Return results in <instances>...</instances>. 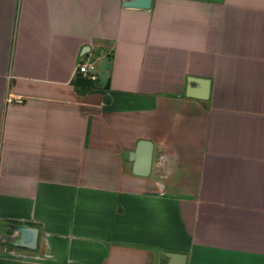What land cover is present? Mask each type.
<instances>
[{
	"label": "crops",
	"instance_id": "crops-1",
	"mask_svg": "<svg viewBox=\"0 0 264 264\" xmlns=\"http://www.w3.org/2000/svg\"><path fill=\"white\" fill-rule=\"evenodd\" d=\"M129 1L0 0V264H264V0Z\"/></svg>",
	"mask_w": 264,
	"mask_h": 264
},
{
	"label": "water",
	"instance_id": "water-1",
	"mask_svg": "<svg viewBox=\"0 0 264 264\" xmlns=\"http://www.w3.org/2000/svg\"><path fill=\"white\" fill-rule=\"evenodd\" d=\"M152 0H130L125 3L126 7L144 8L150 7ZM152 149L153 145L149 141H139L135 151L134 157V174L139 176H147L150 172V166L152 161ZM15 230L19 232V239L12 242L17 247H25L28 249H34L36 247V241L38 237V230L32 227L17 226ZM166 264H186L187 257L184 254L167 253Z\"/></svg>",
	"mask_w": 264,
	"mask_h": 264
},
{
	"label": "rangeland",
	"instance_id": "rangeland-1",
	"mask_svg": "<svg viewBox=\"0 0 264 264\" xmlns=\"http://www.w3.org/2000/svg\"><path fill=\"white\" fill-rule=\"evenodd\" d=\"M193 170L194 169L190 168V166L186 167V165H184L181 168V171L178 175V180L181 181V180H184L185 178H187V179H190L192 181V183L195 184L197 182V178L195 179V174H194ZM198 172H200V169H197V173ZM178 180L176 179V182H178ZM183 192H185V191H183ZM165 230H166V228H165ZM183 242H185L184 239L183 238L180 239L178 237L167 238L164 240L165 245L169 246V248H174V249L178 248L181 250L185 249V245L183 244Z\"/></svg>",
	"mask_w": 264,
	"mask_h": 264
},
{
	"label": "built area",
	"instance_id": "built-area-1",
	"mask_svg": "<svg viewBox=\"0 0 264 264\" xmlns=\"http://www.w3.org/2000/svg\"><path fill=\"white\" fill-rule=\"evenodd\" d=\"M78 71L83 75H89L91 79H94V68L92 65L85 63L78 66Z\"/></svg>",
	"mask_w": 264,
	"mask_h": 264
}]
</instances>
